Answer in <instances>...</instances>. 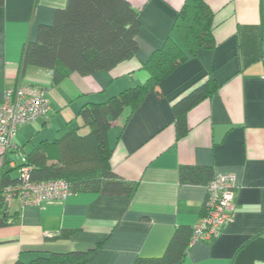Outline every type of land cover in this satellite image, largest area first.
<instances>
[{"label": "crops", "instance_id": "crops-1", "mask_svg": "<svg viewBox=\"0 0 264 264\" xmlns=\"http://www.w3.org/2000/svg\"><path fill=\"white\" fill-rule=\"evenodd\" d=\"M66 1L0 4V104L6 86L24 82L44 86L49 105L45 115L17 128L25 137L14 143L23 154L68 131L84 133L82 104L144 82L142 64L170 34L183 2L128 0L140 22L137 52L110 69L71 71L54 83L48 68L21 67L22 48ZM206 2L213 46L188 54L156 94L147 92L134 110L125 107L110 120V165L134 183L132 193L73 191L27 205L0 199V264L87 249L85 261L75 264H132L137 256L162 254L174 227L192 226L202 211L205 185L179 180V165L185 164L232 171L235 183L231 220L215 238L189 244L180 264H264V0ZM208 77L217 82L216 90L187 110V131L176 138L173 100ZM19 163L7 154L5 169L16 176Z\"/></svg>", "mask_w": 264, "mask_h": 264}, {"label": "trees", "instance_id": "trees-1", "mask_svg": "<svg viewBox=\"0 0 264 264\" xmlns=\"http://www.w3.org/2000/svg\"><path fill=\"white\" fill-rule=\"evenodd\" d=\"M3 0H0V4ZM212 11L206 0H183L176 10L171 32L143 62L147 79L126 87L104 101H89L80 106L78 115L87 131L66 132L56 141H42L15 167L27 164L32 180L65 178L71 191H99L130 195L134 183L125 180L111 167L107 130L111 119L128 107L134 110L149 91L156 94L160 81L186 61L199 47H211ZM140 27L137 10L128 0H67L55 9L49 23L37 25L36 36L22 48L21 67L26 64L48 68L55 83L71 71L82 74L110 69L117 62L133 56L138 50ZM217 88L211 77L198 83L172 102L176 138L187 131L186 112ZM74 154V155H73ZM84 161L85 168L68 171L67 163ZM1 181L15 180L9 169H2ZM210 165H179V180L206 183L213 176ZM5 221L0 220V224ZM67 232L60 233L66 234ZM192 226L177 224L162 254L137 256L132 264H180L189 247ZM90 249L49 252L29 261L12 264H75L85 261Z\"/></svg>", "mask_w": 264, "mask_h": 264}, {"label": "built area", "instance_id": "built-area-1", "mask_svg": "<svg viewBox=\"0 0 264 264\" xmlns=\"http://www.w3.org/2000/svg\"><path fill=\"white\" fill-rule=\"evenodd\" d=\"M48 109L44 86L19 82L5 87L0 104V199L9 202L16 198L22 205H27L63 199L72 193L70 183L62 177L32 180L27 164L19 166L15 180L1 181L6 156L17 147L12 143L17 128L45 115ZM234 183V172L216 171L204 184L206 192L202 211L192 225L189 244L198 239L215 238L219 234V226L231 220Z\"/></svg>", "mask_w": 264, "mask_h": 264}, {"label": "rangeland", "instance_id": "rangeland-1", "mask_svg": "<svg viewBox=\"0 0 264 264\" xmlns=\"http://www.w3.org/2000/svg\"><path fill=\"white\" fill-rule=\"evenodd\" d=\"M23 139L25 136H24V131H20V133H15L13 138H12V143H14V140L15 142H20L18 139ZM24 140L21 141V143H23ZM23 155V152L22 150H19V147L18 148H14L12 151L8 152V156L9 158H14L17 162H20L21 161V157ZM74 155V154H73ZM73 158L70 157L68 163H67V166H66V169L68 171H72V170H76V169H81V168H85L87 165L86 163L87 162H84V161H73L71 162Z\"/></svg>", "mask_w": 264, "mask_h": 264}]
</instances>
